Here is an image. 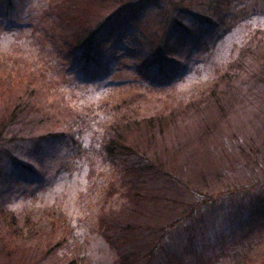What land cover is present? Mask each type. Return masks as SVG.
I'll return each instance as SVG.
<instances>
[{"label": "rangeland", "instance_id": "1", "mask_svg": "<svg viewBox=\"0 0 264 264\" xmlns=\"http://www.w3.org/2000/svg\"><path fill=\"white\" fill-rule=\"evenodd\" d=\"M99 1L0 0V115L17 103L33 106L28 109L33 131L10 148L20 164L0 158V206L16 218L18 229L35 227L20 237L25 240L10 238L0 227V264H65V259L122 264L118 244L109 241L121 234L111 232L107 240L104 216L113 223L170 226L160 264H264V223L250 210L256 199L262 208L258 219L264 217V190L251 200L229 194L236 184H249L251 156L264 177V76L260 63L244 54L264 53V0H229L225 24L218 34L202 37L201 49L175 46L170 38L166 66L179 55L175 69L182 76L161 82L144 73L160 70L150 63L148 42L163 32L156 0L124 11L118 21L114 17L110 31L97 35L85 70L87 53L79 38L119 8L127 9L125 0ZM130 121L153 128L148 145L127 137ZM123 130L130 146L136 143L148 158L160 157L174 172L176 181L158 179L157 201L147 196L144 177L122 173L106 154L109 135ZM48 133L63 137L45 141ZM182 159L188 160L183 173L177 167ZM161 194H168L163 204ZM211 197L221 198L223 209L219 204L199 209ZM5 235L8 245L1 242ZM16 245L21 250L8 261ZM28 255L29 260L23 257Z\"/></svg>", "mask_w": 264, "mask_h": 264}, {"label": "trees", "instance_id": "2", "mask_svg": "<svg viewBox=\"0 0 264 264\" xmlns=\"http://www.w3.org/2000/svg\"><path fill=\"white\" fill-rule=\"evenodd\" d=\"M99 1V0H98ZM119 0L114 1V3L117 4ZM126 6L124 8H127L125 10H122L123 8H119V10L113 14V16L106 18L105 20L101 21L98 24L97 28H93L91 32H89L86 36H83L79 38L78 44L81 48L85 50L84 53H87V56L84 57L88 61V64L85 66L87 67L85 70L87 71L91 65V59L89 58V53L94 49V47L97 44L98 34L105 33L110 31V27H112L114 24L111 21L114 17L117 19H122L125 16H123V12H128L135 7H141L143 3L146 0H125ZM155 1V0H153ZM160 2V5H162V11H163V32L158 39V41H153L152 39H148L149 43L153 45V53H152V62L151 64H155L158 66L156 70L160 68V70L157 73L154 72H147V70H144V73L149 75L151 79H155L157 82H161L162 80L165 81H172L178 77H181L177 71H176V63H180V56L178 55L179 60L175 62V58H171L170 67H167L166 65V59L167 56L166 52L169 47L170 38L171 40H175L173 45L179 46V44L189 46L191 48V51H195L196 49L201 47L199 46L200 42L202 43V37L207 36L211 34V31H217V34L220 30V28L225 24L223 23L224 17L227 16L228 12L231 11V5L229 4V0H210L209 5L202 6V0H170L167 2V0H156ZM100 2V1H99ZM102 2V0H101ZM106 2H110L106 0ZM112 4V3H108ZM139 10V9H138ZM137 11V10H135ZM204 11V12H202ZM124 12V13H125ZM241 13V12H240ZM119 14H122L121 16H118ZM118 16V17H116ZM189 18L190 23H186V20ZM118 21V20H117ZM109 22V23H108ZM108 23V25H106ZM223 24V25H221ZM106 25V26H105ZM105 26V27H104ZM104 27V28H103ZM118 27V26H117ZM181 29L182 33H181ZM103 31V32H102ZM181 33V35H180ZM141 44V43H140ZM139 44V45H140ZM138 45V47H139ZM245 58L246 60L254 59L260 65V69L262 71L260 72L264 76V53L260 52L259 50H252L248 51L245 50ZM96 60V59H94ZM174 61V62H172ZM93 65L95 64V61H92ZM166 63V64H165ZM99 65V64H98ZM97 65V66H98ZM147 65V63H146ZM155 66V67H156ZM105 71H107L105 69ZM142 75H143V67H142ZM262 77L259 78V81ZM31 103L26 102L24 103H17L14 106H8L6 109H10L7 112L0 115V158L2 156H6L7 158H10V160L15 164H20V162L16 161V158L13 157L12 153L10 152L11 147H15V142H20V138L25 140L24 138L28 136V133L32 132L33 130L29 129L32 128V120L31 117L28 115V109L33 108V106H30ZM222 109V108H218ZM199 110V109H198ZM200 114H204V112H199ZM33 115V114H32ZM37 124H39L40 120H35ZM127 132V137L137 138L136 141H144L146 145L151 139V135L154 133L153 128H147L142 129L141 125H139L137 122L132 123L130 121L128 123V126H131ZM167 125V124H166ZM113 127H110L111 130H113ZM110 130V134H111ZM135 130V132L133 131ZM28 132V133H27ZM135 134V135H134ZM63 134H43L42 139L45 141H50L51 138H62ZM38 139V138H37ZM15 140V141H14ZM130 142L128 139L124 137V130L123 134H114L112 136L109 135L108 139V147L107 152L110 159L119 167L121 168L122 173H127L131 176H135L139 181H141L142 177L144 179L142 180L143 185L146 186V188L150 192L147 194L152 200L157 201L160 195V184H158V179H165L169 181H176L174 180V172L170 170H166L165 167H163L160 163V157L159 159L156 157L148 158L147 157V151H142L139 149L138 145L136 143H133L134 146H130ZM238 145V143H237ZM234 152V151H232ZM230 153V155H228ZM245 156H248V153L243 152ZM231 151L225 152V157L227 159L232 158ZM233 159L236 161L235 157L233 156ZM199 160V159H198ZM259 160V159H258ZM187 159H182L180 164L177 165L178 170L183 173V169L187 168ZM244 160H241L240 162L243 163ZM246 161H250V165L252 166L251 172H249L248 176V185H237L234 189L229 192V194H232L231 196L234 197V195H241L244 199L249 198L252 199V196L256 191L258 190H264V177L262 176L263 170L262 166L258 164L257 158H253L252 156L247 158ZM261 162V160H260ZM176 167V168H177ZM261 173V175H260ZM224 174V172H223ZM222 174V175H223ZM253 176H256V178H253ZM253 178V179H251ZM156 181V182H155ZM157 192V197L155 198V195L153 194L154 188ZM137 193L132 191L129 194V197L131 198V201L136 200ZM146 196V197H147ZM168 194H165L163 196L161 194V203H165V200L167 198ZM255 197V196H254ZM139 198V195H138ZM248 199V200H249ZM221 202V198H208L200 201V207L201 209L204 206H211L215 204H219ZM256 199L251 201L250 204V210L257 211L254 213V216L252 217L257 222L264 223V217H259V211L262 210V208L258 205L259 203H256ZM209 204V205H208ZM241 204V203H240ZM221 208L223 209V203L219 204ZM228 211L233 213V202L232 207L228 206ZM194 208V207H190ZM196 208H194L195 210ZM225 211V209H224ZM251 211V212H252ZM104 219V220H103ZM188 219V218H187ZM102 225H105L106 229L104 231V235L109 239V236L111 235V232H113V235H115V231H119L121 235H119L117 238L113 237L112 240L109 239L110 243H116L118 244V248L120 249L121 253V262L122 264H160L161 260L164 261L163 257L166 253V250H164L170 241V238L168 237L171 232L170 226H164V225H152L150 227V224L144 223L141 224L140 222H123L120 223H113L111 221L112 218L109 216H104L102 218ZM248 220V219H247ZM0 227L3 226L6 229H8V232L10 233V237L13 239H21L27 229L33 231L35 227L30 226H22V229H18V223L16 221V218L13 217L10 212L5 209L4 207L0 206ZM190 221L187 220L184 226H188ZM24 224H30L28 222ZM104 228V226H102ZM166 227V228H165ZM33 228V229H32ZM177 232V230L175 231ZM149 234L151 237L144 241L142 237L137 238L135 235H145ZM30 235H34L30 233ZM6 236L5 235L2 243H6ZM134 236V237H132ZM123 237V238H122ZM25 240V239H21ZM133 242H132V241ZM58 243V242H57ZM192 244H195L194 242ZM205 244V243H204ZM8 245V244H7ZM59 245V244H57ZM66 245V243L63 242V246ZM187 245V244H186ZM205 246V245H204ZM193 247H190V250H192ZM21 250L20 245H16L14 249L12 248V252L10 255H7V260H11L14 256L16 257L18 252ZM31 256V255H30ZM28 256H23L24 258H29ZM45 257V254H44ZM49 256L46 255L45 259H47ZM180 257V256H177ZM1 259V258H0ZM29 260V259H28ZM27 260V261H28ZM160 260V262H158ZM24 261V262H27ZM12 262V261H11ZM65 264H78L75 259L69 261V259L64 260Z\"/></svg>", "mask_w": 264, "mask_h": 264}]
</instances>
